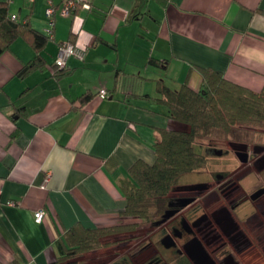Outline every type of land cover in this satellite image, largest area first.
Instances as JSON below:
<instances>
[{"label":"crops","instance_id":"0c3cea01","mask_svg":"<svg viewBox=\"0 0 264 264\" xmlns=\"http://www.w3.org/2000/svg\"><path fill=\"white\" fill-rule=\"evenodd\" d=\"M51 1L52 34L38 52L20 34L0 53V264H49L75 223L121 220L120 181L137 159L154 161L158 129L172 121L152 98L157 79L197 89L210 67L254 90L264 83V0H85L69 15ZM0 5L45 34L47 0ZM65 41L84 55L55 72Z\"/></svg>","mask_w":264,"mask_h":264},{"label":"trees","instance_id":"16d2710c","mask_svg":"<svg viewBox=\"0 0 264 264\" xmlns=\"http://www.w3.org/2000/svg\"><path fill=\"white\" fill-rule=\"evenodd\" d=\"M20 34L30 35L37 52L47 39L46 34L26 22L12 18L7 8L0 5V53ZM39 61L40 56L36 54L22 64L17 74L26 73ZM147 62L160 64L161 60L150 57ZM53 67L55 72L60 71L56 64ZM156 88L158 95L152 98L165 106L163 114L172 121L169 127L158 129L160 136L153 143L154 161L137 159L130 166L129 177L120 181L125 197V205L118 214L121 220L98 227L75 223L59 238L60 256L49 264H82L83 253L138 236L135 231L139 226H154L178 177L204 165L206 155L202 148L205 151L207 145L213 146L220 140L244 139L251 130L264 129V83L254 90L227 79L219 70L204 67L197 89L186 82L173 88L163 79H157ZM117 234L124 235L114 238ZM107 254L111 257L108 261L90 264H113L115 261L117 264H134L127 251L111 250ZM112 259L113 263L110 262Z\"/></svg>","mask_w":264,"mask_h":264},{"label":"flooded vegetation","instance_id":"af4514ba","mask_svg":"<svg viewBox=\"0 0 264 264\" xmlns=\"http://www.w3.org/2000/svg\"><path fill=\"white\" fill-rule=\"evenodd\" d=\"M254 131L226 148L205 147L232 155L234 167L176 184L134 264H264V129Z\"/></svg>","mask_w":264,"mask_h":264},{"label":"rangeland","instance_id":"374dc122","mask_svg":"<svg viewBox=\"0 0 264 264\" xmlns=\"http://www.w3.org/2000/svg\"><path fill=\"white\" fill-rule=\"evenodd\" d=\"M254 131L251 130V133ZM255 132V131H254ZM227 141L228 140H220L218 142H216L215 144H212L214 147H223L226 148L227 147ZM203 153L206 155V159H205V163L202 167H200L199 169L193 171V172H188V173H184L181 176L178 177L177 180V184H187L190 182H197L199 180H205L208 177H210L211 173L213 172V170H218L220 169L222 166L224 167H228L229 169L232 170V168L234 167V159H232V155H225V156H218L217 154H208L206 151H204V148H202ZM209 180L211 181L212 179L209 178ZM175 187H179V186H174ZM172 191V190H171ZM145 225V224H144ZM155 229V226L153 225H145V226H139L138 229L135 231V233L138 236H130L129 239L127 241H120V242H115L116 244H111V246L109 247H101L98 248L94 251H89V252H85L82 254V264H90V263H96V262H100V261H108L109 259H111V257L107 254L108 251L114 250L118 253L120 252H124L127 251L129 252L131 255L133 256V259L135 261H138L140 258L144 257L145 251L146 249H142L143 246H140L141 244H145L146 242H148V239H155V235L151 234ZM133 233V232H131ZM130 232L128 234H131ZM124 234L121 235H114V238L118 237L120 238V236H123ZM133 235V234H131ZM144 239V240H143ZM150 240V239H149ZM108 255V256H106ZM167 257H170V253L168 252ZM136 263V262H135Z\"/></svg>","mask_w":264,"mask_h":264},{"label":"built area","instance_id":"2783aa9c","mask_svg":"<svg viewBox=\"0 0 264 264\" xmlns=\"http://www.w3.org/2000/svg\"><path fill=\"white\" fill-rule=\"evenodd\" d=\"M80 4L83 7L88 8L89 5L85 0H63L62 6L60 8V13L62 15H69L72 11H74L77 8V5ZM55 10V7L51 0H47V5L45 7V14L48 18L47 20V26L44 28V32L46 35L51 36L52 34V26H53V18L52 14ZM12 18L15 17L14 14L11 15ZM69 55H75L78 58H83L84 50L80 47L75 46L70 41H65L61 43L58 47V51L55 57L54 63L59 67H63L65 64L66 57ZM107 94L106 90L104 88H101L99 90V95L101 97H105ZM49 177V173L47 172L45 175L44 181H46ZM44 212L42 209H38L34 212V220L36 222H40L43 218Z\"/></svg>","mask_w":264,"mask_h":264},{"label":"water","instance_id":"95a60500","mask_svg":"<svg viewBox=\"0 0 264 264\" xmlns=\"http://www.w3.org/2000/svg\"><path fill=\"white\" fill-rule=\"evenodd\" d=\"M190 200H191V198H187V199L184 200V202L186 203V202H188Z\"/></svg>","mask_w":264,"mask_h":264}]
</instances>
